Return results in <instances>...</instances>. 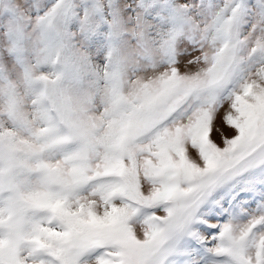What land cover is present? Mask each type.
Returning a JSON list of instances; mask_svg holds the SVG:
<instances>
[{
    "label": "snow or ice",
    "instance_id": "snow-or-ice-1",
    "mask_svg": "<svg viewBox=\"0 0 264 264\" xmlns=\"http://www.w3.org/2000/svg\"><path fill=\"white\" fill-rule=\"evenodd\" d=\"M180 10L177 66L203 73L146 85L100 136L0 133V264H264V0Z\"/></svg>",
    "mask_w": 264,
    "mask_h": 264
},
{
    "label": "clouds",
    "instance_id": "clouds-1",
    "mask_svg": "<svg viewBox=\"0 0 264 264\" xmlns=\"http://www.w3.org/2000/svg\"><path fill=\"white\" fill-rule=\"evenodd\" d=\"M66 6V0H56L32 15L21 0H0V27L5 34L29 39L33 52L31 58H22L19 67L13 68L4 57L16 47L15 42L0 45V133H13L19 141L27 142L29 130L46 127L52 118L62 128H91L103 123L96 129L100 136L109 122L108 114L116 113L111 119L119 118L138 101L146 85L173 71L182 77H194L206 69L198 63L195 69L182 71L177 66L178 58L177 64L167 63L163 55L166 39L148 38L151 61L140 62L133 70L134 59L113 56L111 65L93 68L99 74V87L76 88L69 82L76 52L65 38L62 13ZM193 23H198L195 17ZM183 123H168L161 135Z\"/></svg>",
    "mask_w": 264,
    "mask_h": 264
},
{
    "label": "rangeland",
    "instance_id": "rangeland-1",
    "mask_svg": "<svg viewBox=\"0 0 264 264\" xmlns=\"http://www.w3.org/2000/svg\"><path fill=\"white\" fill-rule=\"evenodd\" d=\"M55 2L21 0L32 15ZM66 5L62 13L65 38L69 48L76 52L69 82L76 88L99 87V74L93 68L111 65L113 56L134 59L133 70L140 62L151 61L148 38L171 40L163 55L173 58L179 56L184 44L192 43L186 22L188 13L181 12V0H66ZM13 42L16 47L7 51L4 58L9 67L15 68L22 58L33 56L31 41L5 34L0 27V45ZM226 134L231 136L234 130L226 128ZM213 138L222 146L219 138Z\"/></svg>",
    "mask_w": 264,
    "mask_h": 264
}]
</instances>
